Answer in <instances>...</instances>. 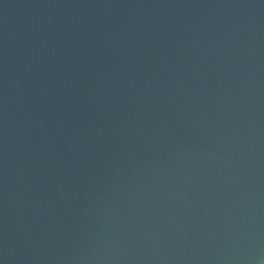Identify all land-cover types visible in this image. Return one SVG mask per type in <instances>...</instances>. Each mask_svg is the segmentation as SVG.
Segmentation results:
<instances>
[{"label":"water","instance_id":"1","mask_svg":"<svg viewBox=\"0 0 264 264\" xmlns=\"http://www.w3.org/2000/svg\"><path fill=\"white\" fill-rule=\"evenodd\" d=\"M0 264H264V0H0Z\"/></svg>","mask_w":264,"mask_h":264}]
</instances>
